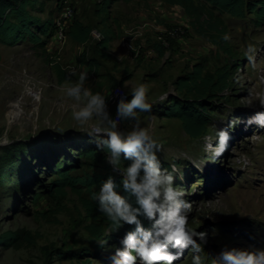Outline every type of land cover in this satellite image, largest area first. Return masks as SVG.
Returning a JSON list of instances; mask_svg holds the SVG:
<instances>
[{
  "label": "rangeland",
  "instance_id": "1",
  "mask_svg": "<svg viewBox=\"0 0 264 264\" xmlns=\"http://www.w3.org/2000/svg\"><path fill=\"white\" fill-rule=\"evenodd\" d=\"M105 2L37 0L29 13L53 24L44 44H0V166L11 169L10 178L0 182V235L11 231L20 237L14 246H0V264H112V250L102 249L99 242L119 246L124 233L87 215L82 200H89L88 194L51 191L58 180L54 166L67 159L74 163L77 147L96 148L84 130L95 120L84 126L73 120L74 106L81 102L66 95L82 71L88 73L85 86L108 100L117 89L124 94L140 83L148 86L152 109L139 113L141 123L163 145L159 155L164 164L175 162L182 170L183 180L175 183L192 203L189 226L209 234L205 264H213L224 248L264 249V127L241 123L229 129L228 149L215 160L206 152L204 139L216 128L227 129L236 117L246 121L264 111V19L258 24L254 16L239 19L216 12L224 26L222 38L229 36L227 54L200 37L179 6L163 0H117L102 9ZM73 21L101 32L105 49L102 40L72 41L68 30ZM249 43L257 48L255 66L244 56ZM56 65L63 80L55 73ZM195 65L202 77L214 82L227 76V88L216 93L212 106L204 99L210 120L205 134L192 139L178 120L163 119L159 111L169 97L197 99L174 86ZM26 87L38 92L40 100L28 95ZM165 92L167 100L159 103ZM115 107L109 104L113 116ZM120 127L130 130L128 122ZM75 168L71 175L110 172L121 179L105 157ZM144 225L150 227L147 221ZM91 228H100V236ZM191 257L186 249L174 264H191Z\"/></svg>",
  "mask_w": 264,
  "mask_h": 264
},
{
  "label": "clouds",
  "instance_id": "2",
  "mask_svg": "<svg viewBox=\"0 0 264 264\" xmlns=\"http://www.w3.org/2000/svg\"><path fill=\"white\" fill-rule=\"evenodd\" d=\"M91 35L96 40L102 39V34L95 30ZM223 39L227 41L229 36L225 34ZM256 55V46L249 43L244 56L253 66ZM87 80L88 73L82 71L79 80L66 89L67 97L81 102L74 106L72 118L81 126L95 120L84 129L85 133L98 150L106 153L107 163L121 177L118 183L110 175L92 193V199L97 203L98 212L111 222L113 232H119L126 225L134 226L125 231L119 246L103 240L99 242L100 247L112 250V264H137L138 261L139 264H174L184 257L186 249L192 253L191 264H205L203 253L209 234L189 226L192 203L185 198V189L175 183L177 179L183 180L182 170L175 162L164 166L159 155L163 145L141 123L139 113H150L152 109V104L147 102L148 86L140 83L116 98L113 116L108 97L86 87ZM25 91L34 100H40L38 92L33 93L27 87ZM167 98L165 92L158 102L163 103ZM124 122L130 124V130L121 129ZM241 123L246 127L253 124L264 127V111L246 121L236 117L227 129L216 128L214 135L205 136V150L214 160L228 149L229 129ZM124 162L126 166L122 168ZM145 221L150 227H145ZM213 264H264V249L224 248L215 256Z\"/></svg>",
  "mask_w": 264,
  "mask_h": 264
},
{
  "label": "trees",
  "instance_id": "3",
  "mask_svg": "<svg viewBox=\"0 0 264 264\" xmlns=\"http://www.w3.org/2000/svg\"><path fill=\"white\" fill-rule=\"evenodd\" d=\"M64 1V0H63ZM117 0H107L106 9L109 4ZM135 1V0H126ZM148 1V0H139ZM167 5L179 6L183 9L186 16L191 20V26L196 33L207 39L212 45L218 46L223 52L229 53L228 45L222 38L224 26L216 12L226 14L232 18H244L245 15L254 16L257 23L260 24L264 19V0H163ZM37 3V0H0V44L12 47L19 42L27 41L32 45H43V38L48 37L52 28L51 21L42 22L38 17L29 13V8ZM91 29L82 25L78 21H73L68 30L69 38L77 44H85L90 39ZM107 40L103 37L101 47L105 49ZM55 73L60 80L64 79L61 68L56 65ZM227 76H219L216 82L201 76V70L198 65L193 67L191 73L178 77L174 86L178 91L194 93L197 99L185 100L175 97H169L167 105L159 111V116L163 119H175L181 123L184 133L192 139L202 137L207 129L210 118L208 117V108L204 99L212 101L216 93L225 86ZM208 96V97H207ZM130 98V97H129ZM71 147V146H70ZM15 147H12V150ZM9 150V149H8ZM9 152H11L9 150ZM106 155L97 148L83 146L76 148L74 163L64 161L62 165L54 166V173L57 175L51 191L55 194H61L65 189L71 193L82 197L83 194L89 195V200L83 199V207L88 216L93 220L100 219L111 226V222L97 210V203L92 199V188L100 185L110 175V172L104 174L84 173L82 175H71L75 170L77 163H96L101 162ZM65 159V157H64ZM123 164L126 165V162ZM165 167L168 164H164ZM11 172L9 168L3 171L0 166V182L9 179ZM119 183L121 179L115 178ZM122 228L123 233L126 230ZM94 235L100 236V228H91ZM119 231V232H120ZM18 234L7 231L0 235V246H14L19 241ZM109 239V238H107ZM61 255V254H60Z\"/></svg>",
  "mask_w": 264,
  "mask_h": 264
},
{
  "label": "built area",
  "instance_id": "4",
  "mask_svg": "<svg viewBox=\"0 0 264 264\" xmlns=\"http://www.w3.org/2000/svg\"><path fill=\"white\" fill-rule=\"evenodd\" d=\"M63 3H64L65 5H67V0H64ZM66 10H67V12H68V13H66V15H69L70 13H69V7H68V6L66 7ZM95 31L101 34V32H99L98 30H95ZM91 33H92V31L90 32V38L96 40L95 37H94L93 35H91ZM103 37H104V36L102 35V39H100V40H103ZM62 38H63V37H60V39H62ZM100 40H98V41H100ZM63 41H64V39L62 40V42H63ZM122 94H123V93H122L119 89L115 90V91L113 92L112 96L109 98V104H110L111 106H115V105H116V98H118V97H119L120 95H122Z\"/></svg>",
  "mask_w": 264,
  "mask_h": 264
}]
</instances>
